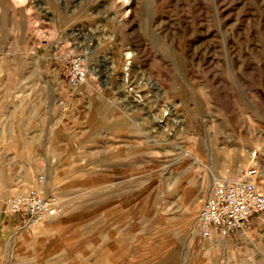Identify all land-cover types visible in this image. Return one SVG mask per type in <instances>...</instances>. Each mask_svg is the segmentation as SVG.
Instances as JSON below:
<instances>
[{
  "label": "rangeland",
  "instance_id": "1",
  "mask_svg": "<svg viewBox=\"0 0 264 264\" xmlns=\"http://www.w3.org/2000/svg\"><path fill=\"white\" fill-rule=\"evenodd\" d=\"M253 167L264 191V0H0V264H264V214L225 244L196 222ZM39 174L63 213L10 220Z\"/></svg>",
  "mask_w": 264,
  "mask_h": 264
},
{
  "label": "built area",
  "instance_id": "2",
  "mask_svg": "<svg viewBox=\"0 0 264 264\" xmlns=\"http://www.w3.org/2000/svg\"><path fill=\"white\" fill-rule=\"evenodd\" d=\"M66 80L70 87L81 88L89 76L88 61L79 53L63 56ZM258 170L253 167L240 174L219 177L203 199L197 214L199 234L215 237V231L228 239L242 237L255 226L256 216L264 214V191L258 185ZM44 175L39 174L34 184L10 194L4 213L10 220L35 224L64 211V200L56 193L43 190Z\"/></svg>",
  "mask_w": 264,
  "mask_h": 264
},
{
  "label": "bare ground",
  "instance_id": "3",
  "mask_svg": "<svg viewBox=\"0 0 264 264\" xmlns=\"http://www.w3.org/2000/svg\"><path fill=\"white\" fill-rule=\"evenodd\" d=\"M126 2V1H125ZM87 57V56H86ZM89 59V58H88ZM97 66V65H96ZM96 66H91L90 67V70L91 71H95L96 72V70H97V67ZM135 81V80H134ZM138 96V95H137ZM134 100H137V99H134ZM138 101V100H137ZM249 155H250V157L252 158V159H254V160H256V150H254V149H252V150H249ZM44 184H45V180H44V183H43V186H44ZM44 190V189H43ZM198 206L199 205H196V207L198 208ZM62 214V213H61ZM60 215V214H59ZM58 216V215H57ZM57 216H54V217H57ZM51 218H53V217H51ZM51 218H49V219H51ZM216 233H215V237H212L213 239L215 238H218L219 237V241H220V243H222V244H225V241H226V237H225V235H223V234H221L220 232H219V230H216L215 231ZM201 238L202 239H204V240H206V239H212V238H204V237H202L201 236Z\"/></svg>",
  "mask_w": 264,
  "mask_h": 264
},
{
  "label": "crops",
  "instance_id": "4",
  "mask_svg": "<svg viewBox=\"0 0 264 264\" xmlns=\"http://www.w3.org/2000/svg\"><path fill=\"white\" fill-rule=\"evenodd\" d=\"M256 229H257V225L255 224V226L252 228V230L254 231V230H256ZM250 231H251V230H250ZM250 231H249V232H250ZM249 232H248V233H249ZM230 238H231L232 240H235V238L237 239V238H240V237L235 236V235H232V236L229 237L228 239H230ZM226 242H227V238H226Z\"/></svg>",
  "mask_w": 264,
  "mask_h": 264
}]
</instances>
